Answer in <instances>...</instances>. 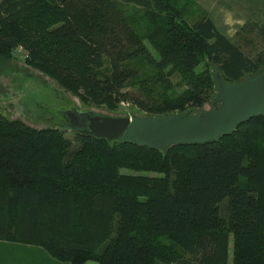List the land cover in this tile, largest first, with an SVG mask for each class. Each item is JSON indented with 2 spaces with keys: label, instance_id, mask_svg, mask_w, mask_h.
<instances>
[{
  "label": "trees",
  "instance_id": "obj_1",
  "mask_svg": "<svg viewBox=\"0 0 264 264\" xmlns=\"http://www.w3.org/2000/svg\"><path fill=\"white\" fill-rule=\"evenodd\" d=\"M192 4L0 0V67L22 47L30 65L82 98L130 103L148 116L201 108L218 87L205 57L233 84L259 64L207 12L190 22ZM123 5L141 14L146 34ZM257 27L264 39V23ZM0 240L42 246L71 264H264V116L163 153L70 139L61 127L0 112Z\"/></svg>",
  "mask_w": 264,
  "mask_h": 264
},
{
  "label": "rangeland",
  "instance_id": "obj_2",
  "mask_svg": "<svg viewBox=\"0 0 264 264\" xmlns=\"http://www.w3.org/2000/svg\"><path fill=\"white\" fill-rule=\"evenodd\" d=\"M198 6V4H192L186 10V18L190 22L196 21L204 12H207V10ZM124 8L129 18L134 19L135 26L141 33L146 34L148 25L138 22L139 19L142 20L140 18L141 14L137 13L131 6L125 5ZM259 11L260 9L251 21L232 38L247 55L253 57L259 64V72L248 75L243 81L264 74V39L257 27L258 24L264 23V14ZM146 44L153 54L159 57L150 41L146 40ZM17 49L19 51V58L0 67V112L9 118L20 119L39 129L61 127L68 138L74 139L76 132L65 127V114L63 110L67 108H79L85 111L112 116H148L130 103L110 102L105 98L94 99L95 101L90 97L82 98L61 86L49 74L30 65L29 60H27L29 53L19 47ZM22 56H26L25 59ZM204 64L209 67L212 75L217 79V75L220 73L219 67L208 57H205ZM200 68L202 69L203 66ZM175 78L178 77L176 76ZM130 89L133 88L130 87ZM212 108H214L213 99L201 108H191L183 113L198 115ZM122 171L124 173L142 174L129 169H123ZM143 174L151 176L160 175L156 172H145Z\"/></svg>",
  "mask_w": 264,
  "mask_h": 264
},
{
  "label": "water",
  "instance_id": "obj_3",
  "mask_svg": "<svg viewBox=\"0 0 264 264\" xmlns=\"http://www.w3.org/2000/svg\"><path fill=\"white\" fill-rule=\"evenodd\" d=\"M217 83L214 108L198 115L112 116L79 108H67L63 113L70 128L81 135L132 142L167 153L177 144L219 140L244 122L264 116V74L233 84L219 73Z\"/></svg>",
  "mask_w": 264,
  "mask_h": 264
},
{
  "label": "crops",
  "instance_id": "obj_4",
  "mask_svg": "<svg viewBox=\"0 0 264 264\" xmlns=\"http://www.w3.org/2000/svg\"><path fill=\"white\" fill-rule=\"evenodd\" d=\"M207 10L220 32L232 39L248 24L264 0H194ZM0 264H71L53 257L44 247L0 240ZM85 264H99L89 260ZM155 264H174L157 260Z\"/></svg>",
  "mask_w": 264,
  "mask_h": 264
},
{
  "label": "built area",
  "instance_id": "obj_5",
  "mask_svg": "<svg viewBox=\"0 0 264 264\" xmlns=\"http://www.w3.org/2000/svg\"><path fill=\"white\" fill-rule=\"evenodd\" d=\"M19 48H21V49L23 50L22 47H19ZM13 54L15 55V57L19 58V57H18V56H19V51H18V49H15L14 52H13ZM22 57L25 59L26 56H22Z\"/></svg>",
  "mask_w": 264,
  "mask_h": 264
},
{
  "label": "flooded vegetation",
  "instance_id": "obj_6",
  "mask_svg": "<svg viewBox=\"0 0 264 264\" xmlns=\"http://www.w3.org/2000/svg\"><path fill=\"white\" fill-rule=\"evenodd\" d=\"M66 122H67V121H65V125L68 126L69 129H71V128H70V125H69L68 123L66 124ZM71 130H72V129H71ZM73 131H74V130H73ZM76 133H77V132H76ZM78 134H79V133H78Z\"/></svg>",
  "mask_w": 264,
  "mask_h": 264
}]
</instances>
